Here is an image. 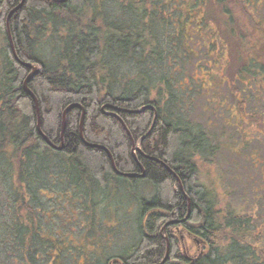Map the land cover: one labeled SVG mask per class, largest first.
I'll use <instances>...</instances> for the list:
<instances>
[{
  "label": "trees",
  "instance_id": "obj_1",
  "mask_svg": "<svg viewBox=\"0 0 264 264\" xmlns=\"http://www.w3.org/2000/svg\"><path fill=\"white\" fill-rule=\"evenodd\" d=\"M20 2L0 0V264H64L70 243L87 237L96 244L97 237L50 236L43 225L53 217L71 223L79 214L90 217L86 228L95 227L97 208L114 204L116 218L126 194L138 202V236L119 264H161L167 243L163 264H264V236H254L251 218L221 212L198 181L197 161L212 158L214 148L185 121L176 85L179 73L205 63L222 82L243 76L262 86L264 21L255 13L264 0H192L200 14L186 35L171 28L167 0H24L8 19ZM183 44L196 49L189 60L175 56ZM22 63L38 68L26 84L38 113L24 86L31 70ZM145 106L156 111L153 126L151 109L137 112ZM261 117L253 123L264 130ZM38 119L51 145L61 146L62 138L61 150L42 139ZM145 135L134 155L131 138ZM86 144L107 150L119 173L138 172L140 164L151 197L137 198L138 181L115 173L106 152ZM187 212L182 233L200 245L193 256L182 236L160 235L162 222ZM96 245L101 255L92 252L85 264H109Z\"/></svg>",
  "mask_w": 264,
  "mask_h": 264
},
{
  "label": "rangeland",
  "instance_id": "obj_2",
  "mask_svg": "<svg viewBox=\"0 0 264 264\" xmlns=\"http://www.w3.org/2000/svg\"><path fill=\"white\" fill-rule=\"evenodd\" d=\"M255 1L261 3L262 0ZM167 2L173 16L171 28L183 30V35L188 34L190 25L193 22L198 24L200 9L192 7V0H167ZM255 15L257 21H264V10H258ZM242 23L244 30L251 32L244 19ZM260 42L261 35L253 41L252 45L249 44V48L254 43L259 45ZM182 47L183 51H181ZM177 49L179 50H176L175 56L182 60H189V57L196 53V49L185 44ZM193 56L191 60H194ZM195 68L194 70L192 66L190 69L187 68L185 73H179L176 85L184 96L177 95V101H184L186 105L183 107L188 111L186 117L183 115L185 121L195 130H203L210 139V147L214 148L212 158L204 156L197 161L198 181L205 185L214 197H217L221 212L249 216L254 236H264V130L253 123V120H259L261 116L264 118V108L261 106L262 103L264 104V87H262L264 83L257 87L256 84L260 79H256L252 84L250 80H244L246 77L243 76V80L226 79L222 82L220 73H215L216 70L209 65L202 63ZM255 70H257L256 67ZM148 107L150 106L143 108ZM141 110L142 108L138 112ZM82 115L84 116V110ZM82 123L80 127L79 122L80 136ZM145 137L146 135L142 139ZM132 143H134L132 152L136 155L137 150L134 148L135 146L139 148V140L134 142L131 138V145ZM140 181L136 183L139 193L137 198L144 197L148 200L153 189L147 183ZM134 197V194H126L119 204L120 210L116 213V218H113L118 221L116 229L112 225L114 204H111L110 209L102 206L97 208L93 216L95 227H89L90 217L85 219L83 215L80 216L76 212L78 218L76 217L71 223L64 222L62 217H53L50 220L51 224L43 225V230L50 236H96L98 242L96 244L100 247L104 246L103 255L112 259L109 264H119L116 260L117 256L125 253L138 236V202ZM53 204L54 202H50L49 206ZM64 209L59 210L64 211ZM53 212H55L54 209ZM160 213L164 215V212ZM85 220L89 225L87 228ZM171 221L174 220L169 219L160 224L162 236H168L167 231L170 230L166 228L170 225L167 227L165 225ZM119 228H123L124 232L121 233L123 230ZM109 232H115L116 236H107ZM182 232L177 233L176 236L183 237V249H187L188 256H193L200 245ZM96 244L87 237H82L81 242L78 240L70 243L68 249H65L68 257L64 259V264H85L84 259L89 261L92 252H94L92 257L101 255V252L97 251L99 247Z\"/></svg>",
  "mask_w": 264,
  "mask_h": 264
},
{
  "label": "water",
  "instance_id": "obj_3",
  "mask_svg": "<svg viewBox=\"0 0 264 264\" xmlns=\"http://www.w3.org/2000/svg\"><path fill=\"white\" fill-rule=\"evenodd\" d=\"M23 2H24V0H21L20 4H19L16 8H14V9L9 13L8 19H9V17H10L15 11H17L18 9L21 8ZM8 19H7V20H8ZM9 36H10V35H9ZM10 42H11V39H10ZM11 46H12V42H11ZM12 52H14L13 47H12ZM14 57H15V55H14ZM15 58H16V57H15ZM22 65H24L25 67L30 68V70H31L30 74H29V75L27 76V78L25 79L24 86H25V90L27 91V93L29 94V96H31V98H33V101L35 102V107H36V109H37V103H36L37 100H36V97L34 96V94H33L32 92H30V91L27 89L26 84H27V82H28L29 79H31L34 75H36V74L38 73V68L35 67V66H33V65L25 64V63H22ZM73 107H75V105H70L69 107L66 108V110H65L64 113H63V117H62V126H61V136H62L63 133H64V125H65V120H64V118H65V114H66V112H67L68 110H70V109L73 108ZM148 108H151V109H152V111L154 112V117H156V111L153 109V107L150 106V107H148ZM37 113H38V109H37ZM82 121H83V115H82L81 120H80V127H81V123H82ZM153 125H154V122H153L152 126H153ZM37 127H38V130H39V127H40V125H39V119H38ZM39 134H40V136L42 137V139L45 141V143H46L48 146L52 147L53 149L61 150V149L63 148V147H62V146H63V145H62V143H63V142H62V141H63L62 138H61V146L56 147V146L51 145V143L48 141V139H47L44 135H42L41 133H39ZM138 145H139V143H138ZM86 146H89V147H97L96 145L94 146V145H89V144H86ZM132 146L134 147V143H132ZM134 149H136L137 152H139V148H138V147L135 146ZM110 162H111V166H112L114 172L117 173V174H119L120 176L125 177V178H133V177L136 176L134 173H119V172L115 169V167H114V165H113L112 158H110ZM138 164H139V163H138ZM139 168H140V170L142 171V173L145 172L144 169H143V167H142L140 164H139ZM188 218H189V212H187V215L185 216V218H183V219H181V220H177V221H171V222L167 223V224L165 225V227H167V226H169V225H173V224H183L184 222L187 221ZM166 240H167V239H166ZM168 254H169V244L167 243L166 254H165V257H164V259L162 260L161 264H163V263L167 260V258H168Z\"/></svg>",
  "mask_w": 264,
  "mask_h": 264
},
{
  "label": "flooded vegetation",
  "instance_id": "obj_4",
  "mask_svg": "<svg viewBox=\"0 0 264 264\" xmlns=\"http://www.w3.org/2000/svg\"><path fill=\"white\" fill-rule=\"evenodd\" d=\"M111 115H115L114 113H112ZM140 140H143L142 139V137L139 139V143H140ZM134 174L136 175L135 177H133V178H131L132 180H134V181H140V180H144V178H145V172L144 173H142V171L141 170H139L138 172H134ZM138 207V206H137ZM171 220H174V221H177V220H179V219H177V217H176V214H172V219ZM114 222H113V224L112 225H114V229H116L117 227V224H118V221H117V219L116 220H113ZM120 227V226H119ZM112 228V229H113ZM170 228H172V230L170 229ZM120 230H123V228H119ZM167 230H170V233H169V235L170 236H176V234L178 233V234H180L181 233V231H182V228H181V224H173V225H170V227H167L166 228ZM124 232V230L121 232V233H123ZM110 234V235H109ZM109 234L107 235V236H116V233L115 232H109ZM160 235H162L161 233H160ZM119 262H121L120 261V259L118 260Z\"/></svg>",
  "mask_w": 264,
  "mask_h": 264
},
{
  "label": "bare ground",
  "instance_id": "obj_5",
  "mask_svg": "<svg viewBox=\"0 0 264 264\" xmlns=\"http://www.w3.org/2000/svg\"><path fill=\"white\" fill-rule=\"evenodd\" d=\"M30 74V73H29ZM28 74V75H29ZM34 102V101H33ZM37 103V102H36ZM34 104H35V102H34ZM143 109H149V108H142V110ZM138 112V111H137ZM64 113V112H63ZM67 113V112H66ZM82 114H83V110H82ZM82 114H81V117H82ZM112 116H114L115 118H117L118 119V117L116 116V115H112ZM63 117V116H62ZM155 119H156V117H154L153 118V122L155 121ZM80 120H81V118H80ZM119 120V122L121 123V125L123 126V128H125V126H124V124H123V122L120 120V119H118ZM61 126H62V123H61ZM37 131H38V133H41V131H40V127H39V130H38V127H37ZM42 134V133H41ZM43 135V134H42ZM97 148H100V149H102V150H104L105 152H106V154H107V156H108V158H109V160H110V158H111V156H110V154H109V152L107 151V150H105L104 148H102V147H100V146H97Z\"/></svg>",
  "mask_w": 264,
  "mask_h": 264
}]
</instances>
